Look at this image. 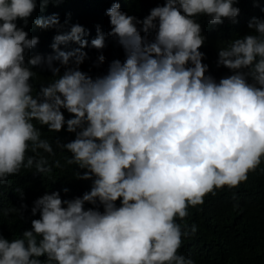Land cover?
Masks as SVG:
<instances>
[{"label": "clouds", "instance_id": "obj_1", "mask_svg": "<svg viewBox=\"0 0 264 264\" xmlns=\"http://www.w3.org/2000/svg\"><path fill=\"white\" fill-rule=\"evenodd\" d=\"M63 2L0 0V188L22 170L61 168L49 162L53 145L70 154L66 165L84 170L75 179L92 185L70 200L59 192L37 198L31 230L11 241L0 234V264H195L179 250L197 226L177 220L207 195L246 181L264 159V19L220 43L217 67L231 74L217 82L202 62L198 18L235 23L239 0H164L143 20L114 0L107 36L125 59L93 78L80 66L89 46L101 52L94 66L105 63L99 26L89 45L83 26L62 32L57 15H41L35 27L58 32L55 54L28 57L39 38L24 28L37 5L43 12ZM69 43L78 47L62 51ZM32 69L51 73L35 95ZM65 125L75 134L70 142L42 138L41 127L59 133Z\"/></svg>", "mask_w": 264, "mask_h": 264}, {"label": "trees", "instance_id": "obj_2", "mask_svg": "<svg viewBox=\"0 0 264 264\" xmlns=\"http://www.w3.org/2000/svg\"><path fill=\"white\" fill-rule=\"evenodd\" d=\"M114 0H64L59 5L49 4L41 12L39 4L28 26L24 28L29 38L38 37L39 44L28 52V57L40 55L48 57L54 55L52 50L53 38L58 34L56 30L44 31L35 27L33 21L39 16L57 15L63 26L61 31L67 32L74 24L83 26L86 31L84 37L89 41L97 36V27L105 35L106 47L102 50L105 63L95 67L97 57L101 54L96 49L85 48L88 58L80 66V70L93 78L107 73L108 65L113 60L125 59L123 49L113 39L107 36L111 30L109 18L106 15ZM122 12L143 20L150 10L163 6L164 0H119ZM240 9L236 22L225 20L221 25L209 24L207 17H199L205 43L200 49L204 54L203 63L208 66V75L217 82L231 73L223 67H217L218 46L221 42L229 41L236 35L244 36L249 33L248 23L253 18L264 19V0H239L234 5ZM18 27H24L23 21H17ZM78 45L69 43L62 45V51H70ZM58 66V65H56ZM38 74L31 83L34 86L33 95L41 83H47L51 73L45 69H32ZM63 69H61V74ZM65 119L72 118L63 110ZM37 127H40L37 125ZM67 126L59 133H49L46 127H41L44 139H60L67 143L75 138V134L67 132ZM55 157L49 162L60 160L61 168H52L51 173L41 175L31 171H23L16 176L9 177L11 183L0 188V234L11 241L22 236L26 230H31V221L38 219L39 214L33 216L31 208L34 201L44 194L59 192L62 199H73L90 191L92 181L75 179V172L81 174L84 170L75 165H66L65 157L70 154L56 149ZM42 151V150H41ZM31 154V153H30ZM43 155H47L42 153ZM21 190L23 197L17 190ZM67 189V192L64 190ZM26 205V208H22ZM119 206V202H117ZM92 207L86 204L85 208ZM100 211H103L102 207ZM189 215L184 221L177 220L189 228L195 224V236L183 239L179 254L191 258L195 264H264V159L261 164L248 173L247 180L237 187H227L217 190L215 195L209 194L204 203L196 207H189ZM45 259L44 257L40 258Z\"/></svg>", "mask_w": 264, "mask_h": 264}]
</instances>
